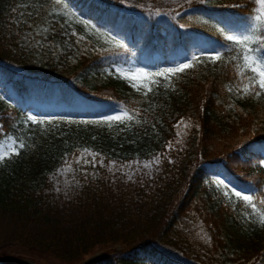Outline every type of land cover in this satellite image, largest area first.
Here are the masks:
<instances>
[{
	"label": "trees",
	"instance_id": "16d2710c",
	"mask_svg": "<svg viewBox=\"0 0 264 264\" xmlns=\"http://www.w3.org/2000/svg\"><path fill=\"white\" fill-rule=\"evenodd\" d=\"M253 8L0 0V143L19 152L0 162V264L27 260L12 246L81 264L117 244L92 264H264V95L244 94L226 39ZM122 110L111 127L78 119Z\"/></svg>",
	"mask_w": 264,
	"mask_h": 264
},
{
	"label": "snow or ice",
	"instance_id": "6c2138e0",
	"mask_svg": "<svg viewBox=\"0 0 264 264\" xmlns=\"http://www.w3.org/2000/svg\"><path fill=\"white\" fill-rule=\"evenodd\" d=\"M59 3V0H57ZM255 7L253 8L252 14L247 18L248 25L245 30L237 33L228 35L226 39L228 41L234 42V44L239 45L241 48L240 55L236 58L242 59L243 64L237 65L238 74L244 75L245 72H250L251 75L247 77L249 84L244 86L243 92L245 95L254 94L255 98H259L261 95H264V0H254ZM46 31V30H45ZM221 58L220 54L217 53L214 56L209 57L212 62L219 60ZM196 57H193V60H196ZM191 63L180 64L178 67L164 69L162 73H156L155 75H161L163 73L175 74L178 72H183L185 69L192 67ZM141 75L147 76L148 73H143V70H138ZM131 79V78H130ZM132 86L139 90L137 84L133 83ZM147 87V85H145ZM148 91H151L148 88ZM146 94V93H145ZM2 99V97H0ZM132 119L131 116L124 110H122L117 115L106 116L105 120L107 121H119L123 122V118ZM28 120L36 121V117L28 116ZM42 122V121H41ZM183 123V121L179 122ZM179 126V124L177 125ZM185 127H188L185 124ZM179 135V133H177ZM179 142V141H178ZM15 141L11 137H8L6 141L0 143V162L5 161L7 158H10L12 155H18L19 152L14 146ZM20 148L24 147V144L21 142L19 145ZM167 147H172V143L169 142ZM87 151V150H86ZM88 161H85L87 163ZM154 163H160V156L157 155L154 157ZM149 164H146L145 167H149ZM131 179V177H129ZM220 184H224V181H219ZM227 187V185H225ZM235 197L241 199L247 207L251 205L253 211L255 212L257 205L253 203V196L249 194H243L241 191L232 190ZM225 195H228V192H225ZM261 205H264V199L259 201ZM262 227H264V214L260 215L257 221Z\"/></svg>",
	"mask_w": 264,
	"mask_h": 264
},
{
	"label": "rangeland",
	"instance_id": "374dc122",
	"mask_svg": "<svg viewBox=\"0 0 264 264\" xmlns=\"http://www.w3.org/2000/svg\"><path fill=\"white\" fill-rule=\"evenodd\" d=\"M123 1L125 3H128L129 5H132L134 8H136L138 10L140 9L141 11L152 10V11H156V12H161V11L176 7L180 4H182L183 2H185L186 0H123ZM249 1L253 4L254 7L256 6L254 3V0H249ZM32 41H34V40H32ZM40 54L45 56L43 53H40ZM40 54L37 52H34V50H33V52H31V60L35 63H38V62H36V59L38 57H40ZM132 71H134L135 73H139L138 68L136 66H133ZM45 109H49V108L45 107ZM119 113L120 112L115 111V112H111L107 115H102V116H98V117H94V118L80 117L78 119L83 120V121L90 120V121H94L98 124H102V125H106L107 127H111L112 125H114L115 123H117L119 121H107V120H105V117L117 115ZM32 114L36 115L37 113L32 112ZM126 119H127L126 117L123 118V120H126ZM120 248H121V246L119 244H117V245H115L111 248H108L106 250L98 251L90 257H93V256L99 257V256H102L104 254H108V252L111 250L119 251ZM99 250H101V249H99ZM4 253L8 256H18L24 260L27 259L24 262L19 263V264H29V263L32 264V262L28 260L29 258L31 259V256H29V255L27 256V254L24 253L23 250H21L20 248H18L16 246H12V247L5 249ZM87 259H85V260H87ZM37 261L44 262L47 264H57L56 262L52 261V259L47 258V257H43L42 259L40 258ZM10 264H15V263H10Z\"/></svg>",
	"mask_w": 264,
	"mask_h": 264
},
{
	"label": "water",
	"instance_id": "95a60500",
	"mask_svg": "<svg viewBox=\"0 0 264 264\" xmlns=\"http://www.w3.org/2000/svg\"><path fill=\"white\" fill-rule=\"evenodd\" d=\"M95 256L88 258L87 260H84L81 264H92Z\"/></svg>",
	"mask_w": 264,
	"mask_h": 264
}]
</instances>
